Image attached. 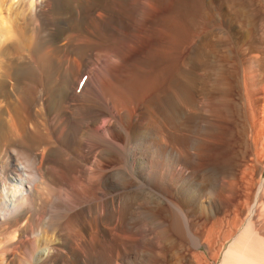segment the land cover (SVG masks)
I'll list each match as a JSON object with an SVG mask.
<instances>
[{
	"label": "bare ground",
	"instance_id": "bare-ground-1",
	"mask_svg": "<svg viewBox=\"0 0 264 264\" xmlns=\"http://www.w3.org/2000/svg\"><path fill=\"white\" fill-rule=\"evenodd\" d=\"M83 1L0 0V264H82L83 259L89 264H123L121 256L131 248L127 239H136L137 232L157 244L165 241L159 227L162 221L146 207L173 204L171 186L155 194L132 184L131 189L112 195L113 180L119 175L125 178L127 172L125 167V171L112 175L108 163L118 154L129 161L138 178L144 177L155 152L161 159L173 157L179 121L166 122L172 119L155 117L145 109L142 120L127 133L128 140L121 142L116 137L122 128L123 99L115 92H104L98 98L97 92L93 94L88 88L89 83L79 88L83 71L96 59L95 55L87 56L85 36L77 33L76 10ZM243 3L238 0L234 9L228 0L225 2L237 18L248 14ZM106 10L93 17L95 30L101 27ZM252 13L255 15V11ZM21 20L29 23L18 25ZM254 24L257 31L246 47L251 51L247 59L249 89L243 91L248 93L246 110L256 116L264 107V16ZM97 38L94 35L92 39L95 46ZM106 44L99 48L108 49ZM82 54L87 60L76 69L74 63ZM40 73L48 76L45 83L38 80ZM73 74L79 76L72 78ZM87 88L93 95L86 93ZM191 97L185 95L181 107L173 110L176 118L190 111L196 113ZM257 121L250 125L251 153L234 177L229 176V170L220 172L211 166L192 181L190 174L177 168V187L184 203L179 213L186 228L200 210L208 216L219 210V195L212 192V182L217 183L215 190L219 192H234L231 207L222 211L210 228L199 234V223L194 227L195 248L205 246L211 258L218 257L212 243H217L219 234L221 242L231 240L219 264H264V121ZM128 206L142 208L140 230L137 226L135 234L130 235L122 229L119 239L129 245L124 244L122 252L111 253L106 237L117 235L113 227L120 223ZM41 231L52 232L49 241L34 239ZM185 255L180 259L186 264H196L201 256L197 252ZM97 258H101L100 263H95Z\"/></svg>",
	"mask_w": 264,
	"mask_h": 264
},
{
	"label": "rangeland",
	"instance_id": "rangeland-1",
	"mask_svg": "<svg viewBox=\"0 0 264 264\" xmlns=\"http://www.w3.org/2000/svg\"><path fill=\"white\" fill-rule=\"evenodd\" d=\"M225 2L226 0H84L79 10H76L78 21L72 18L76 20L77 33L85 36L83 44L88 46L85 50L87 56L93 58L95 55L96 58L79 78L81 80L79 88L89 83L88 88L93 94L97 92L98 98H102L101 94L104 92H115L118 98L123 99L122 128L116 136L121 142L128 140L127 133L129 135L133 127L142 120L145 109L155 117L172 119L166 122L179 121V134L174 144L176 147L173 145L172 148L173 157L161 159L155 152L152 157L150 156L144 177L140 175L138 178L129 161L120 158L118 154L112 155L109 160L108 168L112 175L125 169L127 172L125 178L119 175L113 180L112 195L131 189L132 184L142 189L146 188V191H154L155 194L171 186L170 197L173 200V204L165 202L164 205L150 204L151 206L147 205V207L144 204L149 212H152L151 214L158 215L159 220L162 221L159 226L162 238L165 237L162 244H157L156 241L144 238L140 234L142 208L127 207V215L124 213L126 216L124 215L120 221L122 223L113 227L117 235L106 237L111 253L117 250L122 252L124 244L126 246L131 244L130 251L121 256L123 264H179L182 260L180 255L188 256L196 252L201 255L196 259L197 261L195 260L196 264L210 262V264H219L227 246L231 243V240L221 242L219 234L217 243H212L218 257L211 258L205 246L195 248L196 236L193 233L195 223L200 224L197 225L196 231L201 234L212 226L215 218L223 215L222 211L231 207L234 201L233 190L219 192L215 190L217 183L214 182L213 185L212 182V192H215L216 196L219 195V210L212 216H208L205 210H200L193 216L194 220L190 221V227L186 228L181 223L179 212L183 209L184 203L177 187V168L190 174L192 181L197 180L200 173L211 166L220 172L229 170L231 172L229 176L234 177L251 153L250 138L252 137L253 142L251 127L253 122L264 121V111H261L264 110L263 105L258 110L260 112L257 111L256 117L248 113L244 104L248 95L245 92L249 89L247 59L251 53L246 47L252 42L257 31L254 22L264 16V0H243V4L247 5L245 8L248 13L243 17L245 19L237 18V13L226 8ZM228 2L231 8L235 9L238 6V0H228ZM102 9L107 10L103 15L101 27L95 30L93 17ZM251 11H255V15ZM11 19L16 20V18ZM25 22L29 23V20ZM237 22H240L241 26ZM27 23L21 20L18 25H27ZM94 35L98 37L96 46L92 44ZM204 39L207 42L206 44L204 41L202 45L204 50H201V46L199 47L201 49H198L197 45ZM37 41L38 37L34 41L35 45ZM102 43H107L106 47L109 48L106 50L103 47L99 48ZM86 60V54L78 56L74 63L76 69L82 68ZM40 74L38 80L45 83L48 76L44 73ZM77 76L79 75L73 74L72 78ZM88 88L86 93L93 95ZM185 95L195 96L191 97L190 101L195 99L191 105L196 109V113L190 111L188 115L176 118L173 110L181 107V99ZM168 182L171 185H167ZM229 184L226 183L231 188L232 185ZM226 192L229 195L232 193L233 196H228ZM201 211L204 216L201 215ZM137 226L139 231L136 233L137 240L134 236H130L127 239L129 243L124 240L122 244L119 233L126 231L133 235ZM43 232L34 239L49 241L48 237L51 238L52 232ZM88 262L82 260V264H89ZM100 262L101 258L95 261V263ZM183 263L186 264V260H182L181 264Z\"/></svg>",
	"mask_w": 264,
	"mask_h": 264
}]
</instances>
